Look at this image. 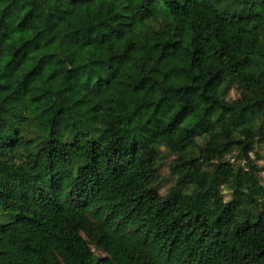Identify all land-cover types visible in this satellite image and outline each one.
<instances>
[{
	"label": "trees",
	"instance_id": "trees-1",
	"mask_svg": "<svg viewBox=\"0 0 264 264\" xmlns=\"http://www.w3.org/2000/svg\"><path fill=\"white\" fill-rule=\"evenodd\" d=\"M262 143L264 0H0V264H264Z\"/></svg>",
	"mask_w": 264,
	"mask_h": 264
},
{
	"label": "rangeland",
	"instance_id": "rangeland-1",
	"mask_svg": "<svg viewBox=\"0 0 264 264\" xmlns=\"http://www.w3.org/2000/svg\"><path fill=\"white\" fill-rule=\"evenodd\" d=\"M230 97L235 98L236 97V93L234 91H232L230 93ZM165 155H166L167 158H165L163 160V162H162L163 164L161 166V173L164 176H168V173H169L168 163L171 161V159L174 156L171 155L166 150H165ZM253 157L255 158L257 164L261 167V172H260L261 184L264 187V144L263 143L257 145L256 152L253 154ZM224 197H225L226 200L231 199V192L228 189L224 190ZM260 201L262 203H264V196L262 198H260ZM15 218H16L15 212L0 210V225L3 224V223L10 222V221L14 220Z\"/></svg>",
	"mask_w": 264,
	"mask_h": 264
}]
</instances>
